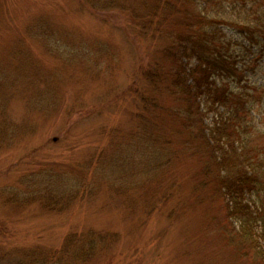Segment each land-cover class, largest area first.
<instances>
[{"label": "rangeland", "instance_id": "rangeland-1", "mask_svg": "<svg viewBox=\"0 0 264 264\" xmlns=\"http://www.w3.org/2000/svg\"><path fill=\"white\" fill-rule=\"evenodd\" d=\"M210 1L196 5L264 26V0ZM124 2L98 11L90 0H0V264H79L62 248L89 233L117 240L87 264H264L204 174L201 128L190 133L184 104L145 77L175 65L160 50L184 15L156 32ZM224 28L239 66L253 61L241 27ZM255 66L264 74V59ZM251 140L264 158V126ZM155 158L162 165L147 167Z\"/></svg>", "mask_w": 264, "mask_h": 264}, {"label": "trees", "instance_id": "trees-1", "mask_svg": "<svg viewBox=\"0 0 264 264\" xmlns=\"http://www.w3.org/2000/svg\"><path fill=\"white\" fill-rule=\"evenodd\" d=\"M131 1L133 18L150 29L157 27L156 32L164 21L172 18L173 12L184 15L180 33L160 50L165 57L173 56L175 65L168 71L156 69L145 77L153 78L148 80L151 82L166 83L177 101L184 104L182 114L190 133L194 131L195 122L201 128L197 136L205 143L208 159L204 174L215 176L227 218L237 230L239 240L250 245L264 261L257 243L264 239V158L251 140L257 133L261 134V126H264V74L255 71V60L264 59V26L259 24L262 18L258 17L257 23L251 26L247 19L229 21L225 10L211 17L204 13L206 7L196 5L199 1L211 4V1L207 3L209 0H158V8L150 7L144 1ZM116 3L126 7L124 0H90L92 8L98 11L114 9ZM227 24L241 27V36L254 51L253 61L239 66L237 59L240 56L235 54L232 39L224 32ZM165 31L154 37L162 36ZM251 63L253 67L248 68ZM250 70L253 75L246 77L244 86L239 87L241 80L236 87L231 86ZM144 103L149 109L155 105L148 99H144ZM204 120L209 121L203 124ZM149 160L147 167L162 165L161 159ZM116 240L117 236L110 234L72 235L62 252L75 256L79 264H87Z\"/></svg>", "mask_w": 264, "mask_h": 264}]
</instances>
